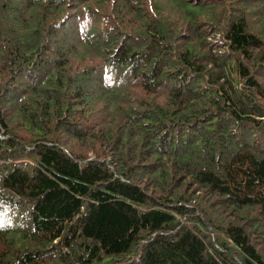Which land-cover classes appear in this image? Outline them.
I'll use <instances>...</instances> for the list:
<instances>
[{
  "label": "trees",
  "instance_id": "obj_1",
  "mask_svg": "<svg viewBox=\"0 0 264 264\" xmlns=\"http://www.w3.org/2000/svg\"><path fill=\"white\" fill-rule=\"evenodd\" d=\"M0 264H264V0H0Z\"/></svg>",
  "mask_w": 264,
  "mask_h": 264
},
{
  "label": "rangeland",
  "instance_id": "obj_2",
  "mask_svg": "<svg viewBox=\"0 0 264 264\" xmlns=\"http://www.w3.org/2000/svg\"><path fill=\"white\" fill-rule=\"evenodd\" d=\"M168 7H169V6H167L166 8H168ZM89 155H90V156H91V155L93 156L92 152H90Z\"/></svg>",
  "mask_w": 264,
  "mask_h": 264
}]
</instances>
